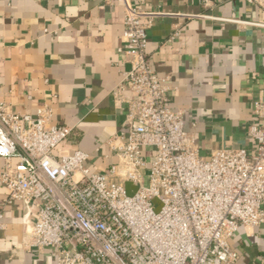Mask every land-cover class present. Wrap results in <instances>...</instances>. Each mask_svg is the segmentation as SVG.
I'll return each mask as SVG.
<instances>
[{"label":"built area","instance_id":"1","mask_svg":"<svg viewBox=\"0 0 264 264\" xmlns=\"http://www.w3.org/2000/svg\"><path fill=\"white\" fill-rule=\"evenodd\" d=\"M225 1L200 0L205 6ZM106 2L126 10L118 52L128 67L113 90L124 125L105 144L118 161L94 171L85 151L57 154L73 129L53 124L48 104L32 115L0 100L7 203H23L29 247L54 251L57 264H236L230 240L241 227L264 225V98L253 102L251 145L204 156L184 127L185 110L172 105L178 88L152 67L148 30L156 13L128 0Z\"/></svg>","mask_w":264,"mask_h":264},{"label":"crops","instance_id":"2","mask_svg":"<svg viewBox=\"0 0 264 264\" xmlns=\"http://www.w3.org/2000/svg\"><path fill=\"white\" fill-rule=\"evenodd\" d=\"M259 1L128 0L156 13L148 30L152 67L178 88L172 105L185 110L184 127L206 157L252 143L253 102L264 98V28L241 21L264 23ZM125 13L123 3L106 0H0V100L32 115L48 104L53 124L73 129L55 152L85 151L94 171L118 161L105 144L124 125L113 90L128 67L118 52ZM5 163L0 156V169ZM9 195L0 182V264H57L54 251L29 247L23 203H7ZM230 244L236 264H264V225L241 227Z\"/></svg>","mask_w":264,"mask_h":264},{"label":"rangeland","instance_id":"3","mask_svg":"<svg viewBox=\"0 0 264 264\" xmlns=\"http://www.w3.org/2000/svg\"><path fill=\"white\" fill-rule=\"evenodd\" d=\"M135 191V188L133 187L132 183H128V193L129 194H133V192ZM160 202H156V208L157 210L160 209Z\"/></svg>","mask_w":264,"mask_h":264}]
</instances>
